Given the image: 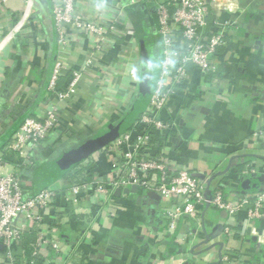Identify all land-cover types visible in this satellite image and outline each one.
I'll use <instances>...</instances> for the list:
<instances>
[{"label": "crops", "instance_id": "crops-1", "mask_svg": "<svg viewBox=\"0 0 264 264\" xmlns=\"http://www.w3.org/2000/svg\"><path fill=\"white\" fill-rule=\"evenodd\" d=\"M154 2L128 10L134 32L133 60L141 68L140 43L144 49L147 44L135 32L142 22L155 41ZM222 17L236 25L229 29L216 55L217 84H209L197 69L189 67L186 80L175 87L162 112L163 119L174 125L168 141L158 145L161 135L154 133L150 151L155 154L165 147L179 166L207 184L210 195L225 181L227 193L251 197L254 186L264 188V134L254 137L256 132H264V0H239V9ZM57 40L49 0H8L0 11V150L3 136L22 118L45 108L47 84L58 56ZM83 56L81 38L69 36L63 57L79 66ZM105 61L119 67V59L113 55ZM130 79L136 89L120 90L123 104L116 109L110 104L103 109L96 106L100 82L93 85L83 79L75 100L59 105L57 127L32 155L33 166L24 179L31 187L56 192L40 228L61 244L58 253L49 246L37 251L42 264H79L82 259V264H264V218L255 222L257 235L253 234L245 209L235 216L228 235L224 233L227 214L212 207L203 209L196 219L181 218L176 230L168 234L164 212L171 200L143 189L113 192L111 209L104 211L89 192L82 193L76 204L71 202L64 177L47 171L60 151L93 140L104 127L111 129L127 116L140 83ZM68 80L69 75L64 74L59 86ZM91 160L92 175L98 180H108L117 164L115 155L104 152L94 153ZM241 163L245 166L239 170ZM247 167H253L255 173L242 175ZM2 170L11 168L7 165ZM248 179L251 184L245 188L243 182ZM24 232H32L38 239L35 229ZM9 250L11 260L7 259ZM9 250L0 246V264H18V242Z\"/></svg>", "mask_w": 264, "mask_h": 264}, {"label": "built area", "instance_id": "built-area-1", "mask_svg": "<svg viewBox=\"0 0 264 264\" xmlns=\"http://www.w3.org/2000/svg\"><path fill=\"white\" fill-rule=\"evenodd\" d=\"M8 0H0V11ZM154 0H49L55 29L58 34V56L48 80L45 108L34 116L27 117L19 126L7 149L22 160L21 167L4 163L0 153V246L10 249L26 230H36V255L38 250L50 247L58 253L61 249L57 238L48 237L41 230L43 213L49 210L56 192L44 188L33 192L24 173L33 166L32 155L57 127L60 104L73 101L78 84L83 80L100 82L94 104H107L118 108L123 104L120 90H135L130 85V67L134 64V32L128 10L140 4L146 6ZM104 4L100 8L97 5ZM239 9V0H166L154 2L155 28L153 38L159 44L161 66L158 79L148 105L128 130L98 152L115 155L116 168L108 180H98L92 175L91 184L71 185V202L77 203L84 192L93 194L104 211L111 209L113 192L130 186L154 192L161 198L171 200L170 208L164 212L165 232L172 234L181 218L196 219L203 209L215 208L227 214L224 227L226 235L231 233L235 216L246 210L249 228L256 234L255 222L264 218V188L251 197H238L224 193L228 188L222 181L206 197L205 182L195 178L185 167H181L160 147L151 153L150 143L154 133L168 141L174 125L162 117L163 110L175 94V87L184 83L189 67H194L202 76L212 75L209 84H217L218 50L224 46L229 29L236 21L223 18ZM69 36L81 38L84 56L79 66L73 65L63 56L69 47ZM113 55L119 67L105 61ZM174 56L175 64L169 66L167 58ZM64 74L69 80L59 86ZM103 109V108H102ZM110 123V121L108 122ZM264 132L254 134L262 137ZM84 163V162H83ZM7 165L10 171H3ZM255 173L247 167L242 175ZM10 250L7 259L11 260Z\"/></svg>", "mask_w": 264, "mask_h": 264}, {"label": "trees", "instance_id": "trees-1", "mask_svg": "<svg viewBox=\"0 0 264 264\" xmlns=\"http://www.w3.org/2000/svg\"><path fill=\"white\" fill-rule=\"evenodd\" d=\"M135 33H136V36H141L143 41L147 44L145 50L143 51V55H144L143 61L145 62V61L152 59V58H156V59L161 61L159 44L157 42H154L151 39V37L149 35H147V33L145 32V27L142 24V22H138V27H137ZM159 70H160V67L153 72H149L150 76H151L149 86L146 88L145 95L139 100L133 114L130 117H128V116L122 117L121 121H118L117 124H114L111 129L104 127L97 135L94 136V138H92L93 140L100 138L101 136L105 135L108 132H112V131L116 130L119 126L122 125V123L124 121H126L129 118L131 121H129L128 126L126 127V129L124 131H122V133L132 129L135 121L138 119L140 114L143 112V110L145 109V107L149 103V100H150L151 95L153 94V91L155 88L156 81L158 79ZM205 78L210 83L211 79H212V75L211 74L207 75V76H205ZM23 119L24 118H22L21 121ZM11 139H12V137H9V134H5L3 136L2 146H1V150H0V153L2 154V160L6 164H9V165H12L15 167H21L22 166V160L18 157L17 154H15L14 152H11L7 149V145L11 141ZM156 143L158 145H162V144L166 143V139L162 136L157 137ZM49 165H50V168L47 171H49V173L55 172V174L57 172V174L59 173L60 175H62V177H64V179L68 183V186L91 184V182H92L91 170L93 168L94 163L92 162L91 158L86 160L84 163L78 164V165L74 166L73 168L68 169V170H64V171L60 170L57 162L55 161V157L50 160ZM244 166H245V164L241 163L238 166V169L241 170L242 168H244ZM28 169H30V168H28ZM256 181H257V177L254 179V182H256ZM30 189L33 192H37V191L41 190V188H34V187H32ZM259 189H260L259 187L254 186L252 189V192H257ZM224 193H227L226 190H224ZM69 210H70V212H73V210L71 208ZM77 225H78V222H77ZM165 227H166V224H165ZM36 241H37V238H36L35 234L32 232L31 233L23 232L20 235V238L17 241L20 252L16 255V262L18 264H42L43 263V259L41 257V254H39V253L36 255L33 254L34 248H35L34 245H35ZM81 261L82 262H80L79 264H82L84 260L82 259Z\"/></svg>", "mask_w": 264, "mask_h": 264}, {"label": "water", "instance_id": "water-1", "mask_svg": "<svg viewBox=\"0 0 264 264\" xmlns=\"http://www.w3.org/2000/svg\"><path fill=\"white\" fill-rule=\"evenodd\" d=\"M144 50H145L144 43L141 42L140 51L142 54ZM150 78H151L150 73L145 74V72L142 70L139 87L136 93V98L133 104L131 105L130 109L128 110V113H127L128 117H130L133 114L139 100L145 95L146 88L149 86V83H150ZM26 118L27 117H25L22 121H19L12 128V130L9 132V137H12L15 134L19 126L22 124V122ZM129 121H131L130 118L124 121L122 125L119 126L116 130L112 132H108L96 140H87L79 145L72 146V147L66 148L65 150L60 151V156L57 159V164L59 165L61 170L64 171V170L71 169L74 166L85 162L86 160L91 158L94 153L100 151L105 146H107L110 142L116 139L122 133V131L126 129V127L129 124ZM250 184H251V180L249 179L243 182V186L245 188L249 187ZM206 188H207L206 197L209 198L210 194H209L207 184H206ZM138 189L139 188L137 186H130L128 188L115 190V194L118 195L120 193H136ZM152 195L156 197V194H152Z\"/></svg>", "mask_w": 264, "mask_h": 264}, {"label": "clouds", "instance_id": "clouds-1", "mask_svg": "<svg viewBox=\"0 0 264 264\" xmlns=\"http://www.w3.org/2000/svg\"><path fill=\"white\" fill-rule=\"evenodd\" d=\"M97 6L100 8L105 7V5L102 3L97 5ZM167 63L169 66L174 65L175 64L174 56H169L167 58ZM160 66H161V61L156 59V58H152V59L145 61L142 68L133 64L130 67L131 78L133 80L139 81L141 79V71L142 70L145 72V74H148L149 72H153V71L157 70Z\"/></svg>", "mask_w": 264, "mask_h": 264}]
</instances>
